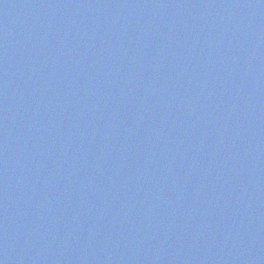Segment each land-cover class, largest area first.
Instances as JSON below:
<instances>
[{"label": "water", "instance_id": "obj_1", "mask_svg": "<svg viewBox=\"0 0 264 264\" xmlns=\"http://www.w3.org/2000/svg\"><path fill=\"white\" fill-rule=\"evenodd\" d=\"M0 264H264V0H0Z\"/></svg>", "mask_w": 264, "mask_h": 264}]
</instances>
